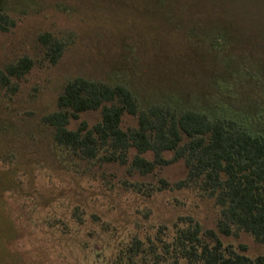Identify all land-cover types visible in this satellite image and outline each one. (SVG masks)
<instances>
[{"label": "rangeland", "instance_id": "obj_1", "mask_svg": "<svg viewBox=\"0 0 264 264\" xmlns=\"http://www.w3.org/2000/svg\"><path fill=\"white\" fill-rule=\"evenodd\" d=\"M0 11L17 22L0 31V65L37 61L15 92L0 89V264H125V242L168 234L180 216L216 228L213 200L156 190L160 178L186 177L183 161L130 176L56 144L43 117L85 77L126 85L143 108L206 112L264 134V0H0ZM46 32L67 44L55 65L43 63ZM100 119L84 112L69 126ZM136 123L124 117L125 128ZM223 240L264 253L247 233Z\"/></svg>", "mask_w": 264, "mask_h": 264}, {"label": "trees", "instance_id": "obj_2", "mask_svg": "<svg viewBox=\"0 0 264 264\" xmlns=\"http://www.w3.org/2000/svg\"><path fill=\"white\" fill-rule=\"evenodd\" d=\"M17 24L0 11V31ZM43 63L55 65L66 42L52 33L39 36ZM31 56L0 65V89L13 92L35 66ZM101 110V119L90 125L81 114ZM136 118L124 127V117ZM54 141L81 160L126 166L130 176L149 175L183 161L184 179L160 178L157 191L192 190L211 199L218 208L216 228L205 227L192 216H180L172 231L146 240L134 236L125 242L119 261L125 264H264V253L255 257L246 244L225 243V237L247 233L264 246V134L226 117H212L168 104L141 107L138 97L124 84L85 77L70 79L57 99V110L43 117ZM171 154V156H168ZM142 191L138 183H130ZM161 232V231H160Z\"/></svg>", "mask_w": 264, "mask_h": 264}]
</instances>
